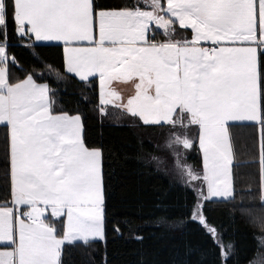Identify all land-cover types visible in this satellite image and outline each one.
<instances>
[{
  "label": "crops",
  "instance_id": "obj_1",
  "mask_svg": "<svg viewBox=\"0 0 264 264\" xmlns=\"http://www.w3.org/2000/svg\"><path fill=\"white\" fill-rule=\"evenodd\" d=\"M1 1L0 25L5 22ZM13 2L17 34L31 37L32 44L61 45L68 74L79 80L96 77L104 111L153 125L180 116L188 124L193 117L210 179L218 182L216 191L230 195L227 126L263 123L259 57L264 50V0H248L253 6L247 5L250 12L242 15L244 29L219 26L222 35L200 42L164 31L165 24H175L171 19L165 23V6L157 16L150 6L141 8L154 13L145 27L159 22L160 39L101 40L93 0ZM212 43L218 46L210 54L206 46ZM0 47L8 53L7 42ZM81 49H87L88 63L79 57ZM7 69L0 87V124L8 125L12 196L8 206H0V264H58L66 242L55 236L46 217H63L66 223L67 216L55 208L67 205V196L75 207L102 205L101 152L84 146L78 115L51 112L47 84L27 76L11 85Z\"/></svg>",
  "mask_w": 264,
  "mask_h": 264
},
{
  "label": "trees",
  "instance_id": "obj_2",
  "mask_svg": "<svg viewBox=\"0 0 264 264\" xmlns=\"http://www.w3.org/2000/svg\"><path fill=\"white\" fill-rule=\"evenodd\" d=\"M3 1L0 42L8 43L15 61L8 65V83L30 76L47 84L51 112L78 115L84 146L101 152L104 238L61 244L58 264H264V50L259 57L263 123L228 124L230 195L200 198L171 167L174 156L181 155L173 141L178 138L174 120L153 125L104 111L96 77L82 81L68 74L61 45H36L31 37L19 36L14 2ZM148 6L159 15L164 0H150ZM142 7L141 0L92 3L94 13ZM176 31L191 38L189 29ZM150 32L151 39L163 37L158 28ZM197 135L181 137L195 143ZM184 150V157L200 167V151ZM10 162L5 123L0 124V206H8L12 196ZM46 221L55 236H64L63 217Z\"/></svg>",
  "mask_w": 264,
  "mask_h": 264
},
{
  "label": "rangeland",
  "instance_id": "obj_3",
  "mask_svg": "<svg viewBox=\"0 0 264 264\" xmlns=\"http://www.w3.org/2000/svg\"><path fill=\"white\" fill-rule=\"evenodd\" d=\"M141 3L148 6L150 0H141ZM247 5L253 6L248 3V0H164V6L166 9V14L164 15L165 23L170 19L175 22L172 26L165 24L164 31L173 36L186 38V32L182 31L180 34L176 31V27H180L191 30V39L196 42L210 41L212 38L216 37L217 33L222 35L223 30H220L219 26L229 28L234 32L244 29L241 18L244 13L250 12V7H247ZM1 6L2 1L0 0V10L2 8ZM153 14L154 13L152 12L149 15L148 12L139 8L132 10H99L96 22L97 35L101 40H130V37L132 36L137 40L145 39L148 35H152V32H149L151 28H146L145 24L148 19L153 17ZM1 16L2 15L0 14V20ZM158 23H155L154 28H157ZM213 24H216V27L212 26ZM84 50L81 49L80 52ZM86 56L87 53L84 51L79 57L82 61L88 63L90 58H87ZM6 57L7 53H3V49L0 47V61L3 62L0 66V87H3L4 85L3 71H5L6 65L8 67ZM77 63L78 62L75 61V65ZM78 66L81 67L83 64ZM0 96L2 95L0 94ZM186 123L187 118L185 116H180V118L174 120V124L178 131V138L175 137L173 141H176L177 148L181 151V155L180 157L174 156L175 161L171 167L173 171L178 174L179 182L190 188H192L191 185H194L193 190L200 198L201 196L217 199L224 198L225 196L227 197L228 195H226L227 193L224 191H222V194L219 193L220 190L216 191V184L218 182L215 180L211 181L210 179L211 174L208 170L207 159L202 156H205L206 150L203 149V138L201 135L197 133L198 135L195 143L193 141H187L189 147L186 148L187 150L197 149L200 151L201 158L203 157L201 166L196 167L192 161L184 157L185 147L182 145V142L186 141V138H184V136L181 137V134L189 133L191 135L196 133L197 130L196 120L193 117L188 120V126ZM226 147H228L227 144L222 148V154ZM212 184H215L213 188L211 186ZM94 198H97L95 192ZM94 198L92 199L95 200ZM66 200L68 202L67 205H60L58 208H55L56 211L54 210L59 215L67 216L66 223L64 222L66 225V231L64 230L63 242L92 241L95 239L103 240L102 205L75 207L72 205V197L67 196ZM38 218L40 217L38 216ZM217 240L219 242L221 241L219 238H217Z\"/></svg>",
  "mask_w": 264,
  "mask_h": 264
},
{
  "label": "built area",
  "instance_id": "obj_4",
  "mask_svg": "<svg viewBox=\"0 0 264 264\" xmlns=\"http://www.w3.org/2000/svg\"><path fill=\"white\" fill-rule=\"evenodd\" d=\"M217 48V44L212 43L206 47L208 53L213 54V51ZM7 61L11 64L14 63L12 55H8Z\"/></svg>",
  "mask_w": 264,
  "mask_h": 264
},
{
  "label": "water",
  "instance_id": "obj_5",
  "mask_svg": "<svg viewBox=\"0 0 264 264\" xmlns=\"http://www.w3.org/2000/svg\"><path fill=\"white\" fill-rule=\"evenodd\" d=\"M185 148H187L189 145L187 144V143H185V142H183V144H182ZM202 221H203V218H202Z\"/></svg>",
  "mask_w": 264,
  "mask_h": 264
}]
</instances>
